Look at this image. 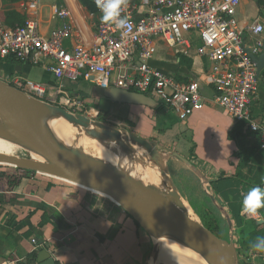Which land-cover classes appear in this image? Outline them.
<instances>
[{
	"label": "crops",
	"instance_id": "1",
	"mask_svg": "<svg viewBox=\"0 0 264 264\" xmlns=\"http://www.w3.org/2000/svg\"><path fill=\"white\" fill-rule=\"evenodd\" d=\"M132 2L136 4L137 15H142L151 0ZM54 4L68 10L74 29L65 46H91L93 23L99 15L97 11L90 12L80 0H39L36 5L28 0H0V22L7 27L13 22L15 25L17 22L12 16L6 20V14L10 12L21 20L31 16L38 21L39 33L47 35L60 25L52 11ZM236 16L246 46L254 48L258 41L264 42V34L253 35L246 31L247 26L264 19V0H240ZM184 37L190 43L186 55H177L161 38H155V52L148 64L170 75L178 86L191 80L199 82L205 105L186 117L165 105L157 110L109 101L101 97L95 85L81 79L76 82L64 80L63 89L79 96L87 109L104 113L103 121L132 131L167 151H176L208 180L229 177L217 183L219 190L224 195L229 187L233 188L242 200V193L251 187H264V148L260 147L258 135L246 129L245 148L249 160L239 166V158L235 155L237 146L227 138L236 122L224 108L213 102L215 90L207 77L209 61L196 52L198 36L186 33ZM49 63L39 54L24 60L0 59V78L6 81L20 78L44 84L43 98L52 101L58 94L57 83L46 68ZM263 82L264 69L258 76L248 107L249 115L256 123L264 122ZM124 119L131 123L123 126ZM168 165L172 175V168L178 175L180 171L189 175V170L176 158L170 159ZM191 175L199 187V180ZM10 180L15 182L9 185ZM216 196L229 213L227 202L230 200L222 199L219 194ZM245 213L242 205L239 214L244 219ZM232 223L234 226L233 220ZM32 238L44 243L56 264H145L151 250L149 236L107 196L45 174L0 165V264L25 261L26 255L35 249Z\"/></svg>",
	"mask_w": 264,
	"mask_h": 264
},
{
	"label": "built area",
	"instance_id": "2",
	"mask_svg": "<svg viewBox=\"0 0 264 264\" xmlns=\"http://www.w3.org/2000/svg\"><path fill=\"white\" fill-rule=\"evenodd\" d=\"M28 1L33 5L39 3V0ZM239 3L240 0H151L148 10L137 15L136 4L124 0L121 16L129 19L130 26L117 29L113 23L102 22L98 7L92 45L72 47L65 46L74 33L69 12L64 6L54 4L52 11L60 25L47 35L39 33L38 21L31 16L15 27L0 22V59L24 60L34 54L48 59L46 68L57 83L58 94L49 102L70 112L90 114L95 119L99 116L97 110L87 109L79 96L63 89L64 80L81 79L99 88L115 86L153 95L173 112L186 117L205 105L199 82L191 80L178 86L170 75L148 62L155 52V38H161L177 55H186L190 43L184 35L194 33L199 39L197 54L209 61L207 77L215 90L213 102L224 108L235 122L244 121L247 131L258 135L260 147L264 148V122H254L248 112L258 83L249 53L256 55L262 43L258 41L254 48L245 45L236 16ZM246 31L263 35L264 19L247 26ZM8 82L44 99V84L20 78ZM244 216L264 231V214L258 212L253 216L246 211ZM31 242L35 249L45 247L34 238ZM239 261L264 264V253L250 252Z\"/></svg>",
	"mask_w": 264,
	"mask_h": 264
},
{
	"label": "water",
	"instance_id": "3",
	"mask_svg": "<svg viewBox=\"0 0 264 264\" xmlns=\"http://www.w3.org/2000/svg\"><path fill=\"white\" fill-rule=\"evenodd\" d=\"M91 1L97 6V0ZM260 48L257 55L249 53L257 77L264 69V42ZM97 88L102 98L115 103L150 109H158L162 104L158 98L147 93L115 86ZM58 124H65L71 129V141L60 136ZM0 136L28 149L24 156L0 152V165L63 179L115 202L151 240L145 264H161L163 247L196 255L204 264H240L233 239L232 219L216 198L212 181L176 151H167L132 131L103 120L70 112L27 94L1 78ZM84 137L97 143L109 159L80 146L79 141ZM172 158L180 160L199 180L211 204L224 218L228 229L226 238L205 227L180 192L168 165ZM153 176H156V181L152 180ZM35 264L56 262L44 247L38 251Z\"/></svg>",
	"mask_w": 264,
	"mask_h": 264
},
{
	"label": "trees",
	"instance_id": "4",
	"mask_svg": "<svg viewBox=\"0 0 264 264\" xmlns=\"http://www.w3.org/2000/svg\"><path fill=\"white\" fill-rule=\"evenodd\" d=\"M82 5L86 6L87 9L90 12L97 11V7L94 2L91 0H80ZM10 16H12V20L16 21L17 23L14 25V22L11 23L10 27H15L17 25H20L23 20H21L17 14L10 12L6 14V20L10 19ZM163 107V104L160 105L158 109H161ZM157 109V110H158ZM101 112H99V115ZM246 123L244 121H238L236 122L232 128L227 133V138L229 140L234 141V143L237 146V151L235 153L236 157L239 158V166L244 164L249 160L248 151L245 148V138H246ZM230 179L229 177H220L214 181H212V188L216 194H219V196L222 199L230 200L227 202L229 214L232 217V220L234 221V228H235V234L237 235L236 239V250L239 256V259L241 257L247 256L250 252H256L254 249L251 248V244L256 240L259 236H264V231L261 227L256 226V223L254 220L251 219H244L239 214L240 207L242 206V200L238 199L237 193L233 188L229 187L228 192L224 195H222V192L219 190L217 183L222 180ZM14 181H9V185H12ZM259 213L264 214V208H261L258 210ZM137 224V223H136ZM205 227H207L210 231H212L214 234H216L219 237V231H218V225L217 221L215 219L209 220L207 223H204ZM138 225V224H137ZM40 248L34 249L29 254L26 255L25 261H19L17 264H35L36 255ZM258 253V252H256Z\"/></svg>",
	"mask_w": 264,
	"mask_h": 264
},
{
	"label": "rangeland",
	"instance_id": "5",
	"mask_svg": "<svg viewBox=\"0 0 264 264\" xmlns=\"http://www.w3.org/2000/svg\"><path fill=\"white\" fill-rule=\"evenodd\" d=\"M104 118H105V115L104 113L101 112V114L98 116V119L104 120ZM130 121L131 120L129 119H124V121L121 123L123 124V126H128L131 123ZM20 156H24V155H20ZM4 166L9 167L11 169L15 168L10 165H4ZM171 168H172V165H171ZM171 170L173 172L174 179L175 180L177 179V181L173 179L176 186H178V189L180 188V191L187 198V200L189 201V203L191 204L195 212L201 218L202 222L207 223L209 220L215 219L217 221V225L219 228L218 231H219L220 236L226 238L228 236V229L224 221V218L221 216L219 211L211 204L208 196L204 193L202 188L200 186L199 188L198 185L195 184L196 182H194V178H192L191 173L189 171L188 172L186 171L187 173H189L188 175L180 171L178 175L177 170L174 171L173 168ZM173 175H172V178H173ZM216 198L220 202V199L217 196ZM233 239H234V244L236 246L235 242L237 239V235L235 234L234 227H233ZM177 256L182 257V258H187L186 253L180 250H176L172 248L169 249L167 247H163L160 253V260L163 262V264H173V263L179 264L178 261H176Z\"/></svg>",
	"mask_w": 264,
	"mask_h": 264
},
{
	"label": "clouds",
	"instance_id": "6",
	"mask_svg": "<svg viewBox=\"0 0 264 264\" xmlns=\"http://www.w3.org/2000/svg\"><path fill=\"white\" fill-rule=\"evenodd\" d=\"M123 3L124 0H97V6L102 12L101 21L113 23L117 29L130 26L129 19L121 16ZM242 205L249 215H256L259 209L264 208V187L253 186L242 193ZM251 248L258 253H264V236L257 237Z\"/></svg>",
	"mask_w": 264,
	"mask_h": 264
},
{
	"label": "bare ground",
	"instance_id": "7",
	"mask_svg": "<svg viewBox=\"0 0 264 264\" xmlns=\"http://www.w3.org/2000/svg\"><path fill=\"white\" fill-rule=\"evenodd\" d=\"M57 131L60 134V136L66 140L71 141L72 139V131L71 129L65 125V124H58L57 125ZM79 145L82 146L85 150L90 151L102 158L109 159L108 154L104 152V150L94 141L88 140L85 137L80 139ZM28 151L27 147L23 144H20L16 141H13L11 139H8L6 137L0 136V152L5 154H14V155H24ZM56 178V177H54ZM59 179V178H57ZM63 180V179H60ZM153 181H156V176H153ZM66 181V180H63ZM69 182V181H66ZM71 184L77 185L75 183L69 182ZM79 187H82L80 185H77ZM86 189L85 187H82ZM187 258L182 257H176V261H178L179 264H204L202 260L197 257L196 255L187 253ZM175 260V259H174ZM173 261V260H172ZM175 264V263H173Z\"/></svg>",
	"mask_w": 264,
	"mask_h": 264
}]
</instances>
